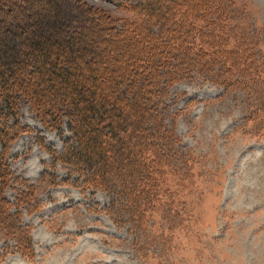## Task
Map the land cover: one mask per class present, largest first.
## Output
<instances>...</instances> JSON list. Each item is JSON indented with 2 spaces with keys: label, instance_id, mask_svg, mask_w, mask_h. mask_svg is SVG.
<instances>
[{
  "label": "rangeland",
  "instance_id": "rangeland-1",
  "mask_svg": "<svg viewBox=\"0 0 264 264\" xmlns=\"http://www.w3.org/2000/svg\"><path fill=\"white\" fill-rule=\"evenodd\" d=\"M137 1L0 0L4 9H0V54L6 53L0 57V69L8 68L10 73L5 84L16 87L22 78L43 101L62 89L57 84L47 93L37 81L39 75L26 72L25 68L36 63L35 58L45 57L44 51L31 47L34 39L40 38L48 50L62 52L58 69L72 68L67 90L74 84L85 86L89 102L96 104L101 96L91 91L103 89L105 97L112 99L113 84L105 85L97 72L110 68L106 71L110 76L111 69L125 68L126 54L133 46L103 26H112V16L118 17L114 22L118 30L129 26L127 20L140 23L142 14L129 7ZM239 1L248 7L246 16L238 18L249 32L245 40L264 57V0ZM181 3L156 2L155 16L169 21L170 12ZM89 7L102 13L105 21L86 24ZM34 11L41 12L40 16ZM24 18L33 21L25 28L17 23ZM153 21H146L145 27L155 32L159 22ZM17 35L23 40L21 49L29 52L26 57L14 41ZM113 51L120 57L109 59ZM176 52L174 49L172 54ZM6 57L15 62L6 66ZM88 65L93 71H86ZM263 85H255L252 91L226 92L201 75L170 85L166 100L169 113L177 117L174 121L170 115L167 122L175 125L181 139L179 155L183 161L190 160L192 169L190 177L182 180L187 185L181 189L182 196H176L180 213H168L171 203L167 193L164 202L155 205L156 211L146 215L145 225L124 208L119 189L88 186L83 182L87 172L57 159L74 143L68 118L63 119L61 128L50 127L28 100L22 99L16 113L9 115V123L18 120L30 130L10 144L7 160L16 181L8 188L7 197L15 205L11 213H20L16 217L19 226L30 230L33 254L23 256L16 247L18 238L1 231L0 264H264V123L250 119L261 101ZM87 91L80 94L75 89L80 104ZM128 109L129 105L122 104L119 110L125 114ZM102 113H110L109 107L97 117ZM89 142L95 152L92 163H97L98 153L106 147L103 137ZM131 153L117 154L118 165L112 168L126 170ZM136 166L133 164L132 170ZM24 192L28 196L23 203Z\"/></svg>",
  "mask_w": 264,
  "mask_h": 264
},
{
  "label": "trees",
  "instance_id": "trees-1",
  "mask_svg": "<svg viewBox=\"0 0 264 264\" xmlns=\"http://www.w3.org/2000/svg\"><path fill=\"white\" fill-rule=\"evenodd\" d=\"M166 1L139 0L130 3L129 7L142 14L140 23L127 20L129 26L118 30L114 24L118 22V17L112 16L109 17L112 26H103L133 46L132 51L126 54L125 68L111 69V77L106 76L110 68H99L97 72L98 76L104 77L105 85L113 84L110 91L112 99L105 97L103 89L91 91L94 96H101L97 104L89 102L90 93L85 86L74 84V88L67 90L72 68L58 69L62 52L60 49L56 52L48 50L40 38H35L31 47L44 51L45 57L35 58L36 63L25 69L31 76L39 75L37 81L43 84L47 93L53 86H61L62 89L51 93L47 101H43L26 82L23 83L22 78L16 87L7 86L5 81L9 78V70L0 69V232L7 237L18 238L16 247L23 256L33 254L30 230L19 226L16 217L20 213H11L15 205L7 197L8 188L16 181L7 160L10 144L23 131L30 130L18 120L9 123V115L16 113L22 99L28 100L40 119L50 127L61 128L63 119L68 118L74 143L67 146L57 159L77 171L87 172L83 182L88 186L119 189L125 200L124 208L137 222L145 225L146 215L156 211L155 205L162 204L167 193L170 194L168 203H171L168 213H180L175 204L176 196H182L181 189L183 185L187 186L182 180L190 177L192 169L190 160L183 161L179 155L181 139L175 125L167 122L168 117L173 115L169 113L170 106L166 100L170 85L195 75L223 86L226 92L236 89L252 91L255 85L264 84V57L256 54L254 44L246 42L245 36L249 32L238 20L240 16H246V4L239 0H182L170 12L169 23L167 19L160 20L155 16L159 7L156 2L163 5ZM89 8L86 24L105 21L102 13L97 14ZM154 19L159 22L155 32L145 27L146 21L152 24ZM30 22L33 21L27 18L17 21L24 28ZM14 41L22 56L26 57L29 52L21 49V36H15ZM174 49L177 52L172 54ZM5 54L3 51L0 57ZM117 57L120 55L114 52L109 59ZM14 62V58L6 57L5 65ZM166 65L168 68H162ZM85 69L93 71L89 65ZM75 89L80 94L88 92V96L83 95L81 104ZM261 92V101L250 118L256 124L264 123V85ZM52 104L56 106L52 107ZM122 104L129 105L125 114L119 110ZM106 107H109L110 113L97 117ZM173 116L175 121L177 114ZM97 136L103 137L102 143L106 147L98 153V162L92 163L91 157L95 152L89 141ZM125 151L132 152L126 170L113 169L118 165L117 154ZM135 163L138 166L132 170ZM172 179L177 184H172ZM23 194L22 202L28 196L26 192ZM164 204L167 206V202Z\"/></svg>",
  "mask_w": 264,
  "mask_h": 264
}]
</instances>
